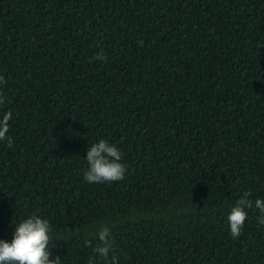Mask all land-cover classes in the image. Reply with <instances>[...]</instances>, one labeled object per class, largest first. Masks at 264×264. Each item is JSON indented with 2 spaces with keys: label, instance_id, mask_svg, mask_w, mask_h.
Returning <instances> with one entry per match:
<instances>
[{
  "label": "trees",
  "instance_id": "16d2710c",
  "mask_svg": "<svg viewBox=\"0 0 264 264\" xmlns=\"http://www.w3.org/2000/svg\"><path fill=\"white\" fill-rule=\"evenodd\" d=\"M98 56L100 58H98ZM0 240L38 215L50 259L264 264V0H0ZM115 144L124 178L89 183Z\"/></svg>",
  "mask_w": 264,
  "mask_h": 264
},
{
  "label": "clouds",
  "instance_id": "9594fccd",
  "mask_svg": "<svg viewBox=\"0 0 264 264\" xmlns=\"http://www.w3.org/2000/svg\"><path fill=\"white\" fill-rule=\"evenodd\" d=\"M98 58H100L98 56ZM7 81L0 77V84ZM6 103L5 97L0 94V105ZM12 112L5 111L0 117V141H5L9 147L12 139L7 135L10 130ZM88 168L84 173V180L89 183L115 182L122 180L126 166L121 163L122 153L115 145L107 140L100 139L87 150L85 156ZM250 193L245 191L235 202L228 215L230 234L237 238L242 231L247 217V211L253 206L262 214L258 217L259 223L264 225V200L249 199ZM51 226L47 219L32 215L22 220L14 229L11 242L0 240V264H59L60 258L50 259L49 244H52ZM99 245L94 252L109 264V253L112 249L110 229L101 227L97 232ZM110 264H117V257L112 256Z\"/></svg>",
  "mask_w": 264,
  "mask_h": 264
}]
</instances>
